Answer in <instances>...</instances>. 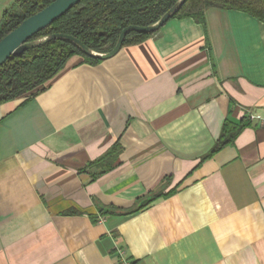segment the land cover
Wrapping results in <instances>:
<instances>
[{
  "label": "crops",
  "instance_id": "crops-1",
  "mask_svg": "<svg viewBox=\"0 0 264 264\" xmlns=\"http://www.w3.org/2000/svg\"><path fill=\"white\" fill-rule=\"evenodd\" d=\"M250 114L264 118V23L241 11L72 58L35 98L0 105V264H264ZM226 121L244 128L207 158Z\"/></svg>",
  "mask_w": 264,
  "mask_h": 264
},
{
  "label": "trees",
  "instance_id": "trees-1",
  "mask_svg": "<svg viewBox=\"0 0 264 264\" xmlns=\"http://www.w3.org/2000/svg\"><path fill=\"white\" fill-rule=\"evenodd\" d=\"M54 1L16 0L5 11L0 22V41L26 19ZM177 1L82 0L33 40L64 34L79 39L95 52L108 53L114 49L124 29L129 26L148 27L155 24ZM211 8L241 11L264 23V0H187L173 19L193 18L197 23L204 24V14ZM158 32H131L125 38L123 48L139 45ZM74 57H80L83 63L91 65L102 62L87 57L73 43L64 40H53L30 49L19 57H11L0 68V105L19 99L28 101L35 98L47 89ZM243 128V125L226 121L219 140L207 158L233 143ZM160 197L158 194L151 201Z\"/></svg>",
  "mask_w": 264,
  "mask_h": 264
},
{
  "label": "water",
  "instance_id": "water-1",
  "mask_svg": "<svg viewBox=\"0 0 264 264\" xmlns=\"http://www.w3.org/2000/svg\"><path fill=\"white\" fill-rule=\"evenodd\" d=\"M82 0H55L49 6L26 19L14 31L9 33L0 41V68L11 58L19 57L26 51L40 47L53 40H64L77 46L84 55L97 60H108L116 56L123 48L127 35L131 32L150 34L159 31L166 23L180 11L187 0H178L176 4L166 12L155 24L148 27L129 26L120 34L114 49L108 53H98L84 45L79 39L64 35L53 34L40 39L33 38L63 17Z\"/></svg>",
  "mask_w": 264,
  "mask_h": 264
},
{
  "label": "built area",
  "instance_id": "built-area-1",
  "mask_svg": "<svg viewBox=\"0 0 264 264\" xmlns=\"http://www.w3.org/2000/svg\"><path fill=\"white\" fill-rule=\"evenodd\" d=\"M249 116H250V119L259 120L264 125V118L258 117V116L254 115V114H250ZM120 255H122V252H120Z\"/></svg>",
  "mask_w": 264,
  "mask_h": 264
}]
</instances>
